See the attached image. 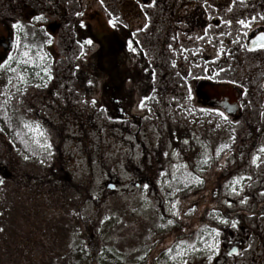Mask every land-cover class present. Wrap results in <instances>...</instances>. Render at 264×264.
Here are the masks:
<instances>
[{
    "label": "flooded vegetation",
    "instance_id": "af4514ba",
    "mask_svg": "<svg viewBox=\"0 0 264 264\" xmlns=\"http://www.w3.org/2000/svg\"><path fill=\"white\" fill-rule=\"evenodd\" d=\"M259 17H264V0H0V64H10L27 81L22 83L13 72L0 70V174L12 188L22 180L29 182L24 177L15 179L12 149L37 163H57L52 149L45 157L42 147L30 145L28 137L34 134L33 125L55 137L65 133L72 138V133L82 131L86 123L80 125L77 120L89 114L90 97L85 92L92 88L88 62L98 58L100 68L109 74L98 99L110 103L119 121L140 119L128 112L127 96H121L128 84H134L129 89L146 88L157 100L169 101L174 91L177 99L173 104L179 102L182 117L194 110L192 121L207 128L205 137L213 145L220 128L230 121L249 122L248 136L257 144L247 154L260 157L256 163L259 176L239 180L240 194L238 199H229L227 227L217 237L212 264H264V152L260 151L264 148V48L249 43L264 35V20ZM109 20H115L116 27ZM238 20L250 26L240 25ZM87 40L93 44L87 45ZM129 42L135 52L129 49ZM24 45L31 47L25 49ZM25 50L33 63L16 62ZM10 57L16 60L10 61ZM74 58L79 61L70 62ZM139 58L150 59L146 66L141 64V72L150 69L149 82L140 74ZM46 67L51 73H63L65 80L50 83L49 92L44 91L41 75ZM157 71H163L158 80ZM81 73L84 80H76ZM125 75L130 77L126 82L120 78ZM213 86L241 92V108L235 115L209 100ZM81 91L87 99L76 103L74 94ZM191 105L193 109L188 107ZM41 181L35 178V192L40 191Z\"/></svg>",
    "mask_w": 264,
    "mask_h": 264
},
{
    "label": "rangeland",
    "instance_id": "374dc122",
    "mask_svg": "<svg viewBox=\"0 0 264 264\" xmlns=\"http://www.w3.org/2000/svg\"><path fill=\"white\" fill-rule=\"evenodd\" d=\"M139 59L140 74L149 82L150 69L141 68L150 59ZM88 63L92 88L85 92L89 114L77 120L86 123L82 131L55 137L33 125L28 137L43 156L52 149L57 163H37L12 149L15 179L29 182L12 188L0 174V264H212L217 237L227 227L229 199L240 194L239 180L259 176L258 165H241L255 156L247 154L257 144L248 136L249 122L230 121L213 145L205 137L207 128L192 121L194 110L182 117L174 91L169 101L157 100L146 88L129 89L132 83L120 92L127 96L128 112L140 119L119 121L110 103L98 99L109 74L98 58ZM160 73L154 74L157 80ZM41 75L45 92L50 83L64 80L63 73L47 67ZM79 77L84 80V73ZM74 98L87 99L84 91ZM48 143L50 150L44 147ZM35 178L42 180L37 192Z\"/></svg>",
    "mask_w": 264,
    "mask_h": 264
},
{
    "label": "snow or ice",
    "instance_id": "6c2138e0",
    "mask_svg": "<svg viewBox=\"0 0 264 264\" xmlns=\"http://www.w3.org/2000/svg\"><path fill=\"white\" fill-rule=\"evenodd\" d=\"M38 19H43V17L41 16V17H39ZM259 19L264 20V17H259ZM109 23L112 24L113 27H116V21H115V20H109ZM226 23H231V21H226ZM237 23H239L240 25L250 26V25L247 24V21H245V20H238ZM14 26H15L16 28H18L21 32L24 31V28H23L22 25H20V24H16V25H14ZM16 39H17V46L19 47V46H20V37L17 36ZM258 39H259V42H260L261 47L264 48V35H261ZM47 42H48V43H51L52 41L49 40V41H47ZM85 43H86L87 45H92V44H93V41H92V40H87ZM24 47H25V49H28V48L31 47V45H24ZM128 47H129V49H130L131 51H133V52L136 51L135 47H133L132 42H129ZM45 55H46V54H45ZM39 58H40V59H44V56H39ZM9 60H10V61H14V60H16V58H15V57H10ZM16 62H17V63H22V64H29V63H33L34 61H33V58L30 56L29 51L25 50V51L22 53L20 60H18V61H16ZM0 70H6V71H8V72H13V73H16V72H17V69L12 68V67L10 66V64H0ZM18 78H19L20 82H22V83H27V81H26V79H25V77H24L23 74H20ZM9 83H11V81H9ZM145 99H148V98L146 97ZM93 103H95V101H93ZM140 106H141V107H144L145 105L142 103ZM220 115L223 117V116H224V113L221 112ZM224 118L227 119V117H224ZM26 126H27V125H26ZM44 147H45L46 150H50L51 147H52V145H51L50 143H48V144H45ZM260 151H261V152H264V148H261ZM48 154H49V156H50V155H51V152L49 151ZM25 159H28V157L25 156ZM259 159H260V157H258V156H257V157H254L253 160H252V163H253V164H256V163H257V160H259ZM205 162H207V161H205ZM197 179L199 180V178H197ZM200 182H202V181H200ZM237 182H238V181H237ZM0 183H2V181H0ZM145 187H146V186H145ZM242 202H243V201H242ZM169 223H172V221H169ZM224 223H227V221H224ZM232 226H233V227H236V224L233 223ZM0 231H2V229H0ZM216 235H219V231H218V230L216 231ZM191 247L194 248L195 246H191ZM210 247L212 248L213 251L216 250V245H215V244L210 245ZM183 264H187V261L185 260V261L183 262Z\"/></svg>",
    "mask_w": 264,
    "mask_h": 264
},
{
    "label": "water",
    "instance_id": "95a60500",
    "mask_svg": "<svg viewBox=\"0 0 264 264\" xmlns=\"http://www.w3.org/2000/svg\"><path fill=\"white\" fill-rule=\"evenodd\" d=\"M258 38L253 39L249 43H252L254 45L257 44V45L261 46ZM254 45H251V46H254ZM200 85H201V83H199V87L203 86V85H201V86ZM210 90L213 91V96L209 100L214 105H218V106L223 107L225 109V111H227V113L230 115H235L240 110V108H241L240 101L242 99V95H241V92L239 90H237V89L225 90L224 86H217V87L213 86V89H210ZM108 187L111 190H114L116 185L114 183H109ZM98 199H99V197L97 195L92 196L93 202L97 201Z\"/></svg>",
    "mask_w": 264,
    "mask_h": 264
}]
</instances>
